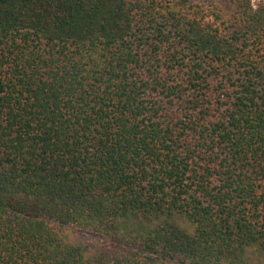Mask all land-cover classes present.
<instances>
[{
	"label": "trees",
	"instance_id": "obj_1",
	"mask_svg": "<svg viewBox=\"0 0 264 264\" xmlns=\"http://www.w3.org/2000/svg\"><path fill=\"white\" fill-rule=\"evenodd\" d=\"M0 264H264V2L0 0Z\"/></svg>",
	"mask_w": 264,
	"mask_h": 264
},
{
	"label": "rangeland",
	"instance_id": "obj_2",
	"mask_svg": "<svg viewBox=\"0 0 264 264\" xmlns=\"http://www.w3.org/2000/svg\"><path fill=\"white\" fill-rule=\"evenodd\" d=\"M254 6H258L259 4L263 3L264 0H251Z\"/></svg>",
	"mask_w": 264,
	"mask_h": 264
}]
</instances>
